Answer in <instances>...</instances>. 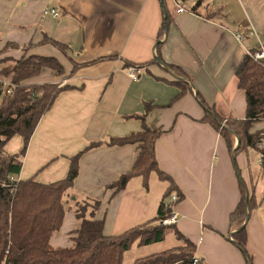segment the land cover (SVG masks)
Listing matches in <instances>:
<instances>
[{"label": "crops", "instance_id": "crops-1", "mask_svg": "<svg viewBox=\"0 0 264 264\" xmlns=\"http://www.w3.org/2000/svg\"><path fill=\"white\" fill-rule=\"evenodd\" d=\"M0 0V50L16 43L9 55L55 56L65 68L61 76L45 68L26 83L69 84L43 115L31 136L19 179L34 177L50 183L67 177L70 158L91 142L127 135L142 127L131 115L155 105L147 122L161 131L156 143L159 166L170 175L182 198L175 206L176 227L197 246L196 257L208 264H247L233 241L230 215L239 204L242 182L253 191L260 207L246 223L247 249L252 264H264V176L258 149H228L225 139L203 122L207 107L226 117L246 116V95L236 71L245 55L264 43V0ZM199 2V4H198ZM56 8L60 15L45 13ZM193 8V9H191ZM171 16L168 35L160 38L166 13ZM214 13L212 17L211 14ZM254 35L239 40L237 33ZM44 34L70 46L69 56L81 66L74 75L69 59L52 44H42ZM161 54L185 73L181 93L178 76L166 63L151 62L157 43ZM114 57V58H110ZM99 58L105 60L92 62ZM110 58V59H109ZM142 64L131 78L126 62ZM264 130V121L252 131ZM238 145L236 139L235 146ZM264 145V141H263ZM23 138L15 135L4 147L18 153ZM133 145L107 143L81 154L79 174L61 230L54 246H70L78 225L69 199L100 201L96 218L105 221L106 234H118L156 217L169 182L152 173L148 189L142 177L132 178L116 193L111 185L129 171L136 159ZM81 200V199H80ZM181 245L174 233L165 240L134 246L122 264Z\"/></svg>", "mask_w": 264, "mask_h": 264}, {"label": "trees", "instance_id": "trees-1", "mask_svg": "<svg viewBox=\"0 0 264 264\" xmlns=\"http://www.w3.org/2000/svg\"><path fill=\"white\" fill-rule=\"evenodd\" d=\"M175 2L176 5H182L180 0ZM166 14L160 38L166 35L171 22V16L168 12ZM211 16L213 17L214 13ZM41 43L52 44L69 58L73 68L68 75H74L81 66L89 64L75 62L69 57V45L46 34ZM161 47L162 43L157 45L156 56L151 62H165ZM10 48H17L16 43H7L0 50V79H9L17 85L11 95L0 101V264H122L125 252L134 246L161 242L171 232L181 241V245L137 258L133 264H208L202 259L194 261L197 246L185 238L176 224L161 225L162 220L172 213V207L169 205L171 195L176 193L180 200L182 193L177 190L170 175L159 166L156 143L162 132L153 129L147 122L148 113L155 106L151 101L146 102L144 113L131 115L142 120L141 129L124 136L111 137L106 141L89 143L83 151L70 158L66 178L50 183L39 182L34 177L19 179L22 158L33 132L43 115L51 110L57 96L70 85L59 82L26 83L32 77L40 75L45 68L51 69L58 76L65 73V68L55 56L27 55L26 51L22 56L15 57L8 54ZM260 49L258 42L257 46L245 55L236 71L238 86L246 95V116L226 117L214 108L207 107L202 120L213 126L225 139L231 154L250 148L258 149L264 176V130L252 131L256 122L264 121V59L254 57V53ZM105 59L99 58L92 62ZM165 63L178 76L177 83L181 86L179 95L185 93L188 89L182 81L185 73L180 67ZM130 65L142 66L128 61L125 63L126 69ZM15 135L23 138V147L16 154H9L4 147ZM236 139L239 141L237 146ZM105 143L111 146L133 145L137 149L131 169L111 185L116 189V193L122 191L134 177H142L143 184L148 189L152 173L169 182L157 215L124 232L106 234L104 219L95 216L100 201L83 198L76 202L74 208L78 225L71 231V245L54 246L51 239L61 230L68 211L65 201L70 197V190L79 174L81 154ZM241 192V200L230 215V229H235L233 241L243 252L246 263L252 264L253 258L247 249V226L243 229L240 227L246 218L260 207V203L253 191H249L243 182Z\"/></svg>", "mask_w": 264, "mask_h": 264}, {"label": "built area", "instance_id": "built-area-1", "mask_svg": "<svg viewBox=\"0 0 264 264\" xmlns=\"http://www.w3.org/2000/svg\"><path fill=\"white\" fill-rule=\"evenodd\" d=\"M177 11L178 12H184L185 8L181 5H179L177 3ZM45 13H49L55 17L59 16L60 13L56 8H52V9H46ZM250 35H254V32L249 31L246 34L243 33H237L236 36L239 40H243L244 37L250 36ZM261 49L257 50L254 53V57L256 59H264V45L259 42ZM141 67L138 65H133L127 68V71L129 72L131 78L133 79H137L140 74H141ZM17 87L16 83H14L13 81L9 80V79H0V101L2 100V98L11 95V93L13 92V90ZM179 200V197L177 196L176 193L172 194L170 199H169V205L172 207V213L169 217L164 218L161 222V225H171V224H177L178 222V214L175 210V206L177 204ZM195 262H198L199 259L197 257L194 258Z\"/></svg>", "mask_w": 264, "mask_h": 264}, {"label": "water", "instance_id": "water-1", "mask_svg": "<svg viewBox=\"0 0 264 264\" xmlns=\"http://www.w3.org/2000/svg\"><path fill=\"white\" fill-rule=\"evenodd\" d=\"M167 35H168V30H166V37H167ZM161 42H162V41H159V42L157 43V45L160 44ZM238 143H239V141H238ZM248 219H249V217L246 218L245 223L240 227V229H243V228L245 227V225H246ZM240 229H239V230H240Z\"/></svg>", "mask_w": 264, "mask_h": 264}, {"label": "rangeland", "instance_id": "rangeland-1", "mask_svg": "<svg viewBox=\"0 0 264 264\" xmlns=\"http://www.w3.org/2000/svg\"><path fill=\"white\" fill-rule=\"evenodd\" d=\"M69 57H70V56H69ZM68 59H69V58H68ZM130 66H132V65H130ZM130 66H129V67H130ZM80 199H82V198H79V200H80ZM69 203H70V205L72 206V208L74 209V208H75V205H76L75 201L69 199Z\"/></svg>", "mask_w": 264, "mask_h": 264}]
</instances>
